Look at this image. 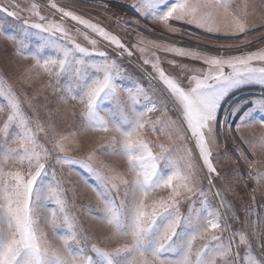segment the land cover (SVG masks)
Here are the masks:
<instances>
[{"label": "snow or ice", "instance_id": "snow-or-ice-1", "mask_svg": "<svg viewBox=\"0 0 264 264\" xmlns=\"http://www.w3.org/2000/svg\"><path fill=\"white\" fill-rule=\"evenodd\" d=\"M49 3L55 9L52 15L58 14L59 20L41 14L43 9L36 3L21 7L10 0L0 5L7 17L20 21L14 32L0 26V39L33 61L28 73L48 76L46 87L59 103L79 105V123L74 132L64 136L56 131L47 97L43 105H36L27 96L21 100L6 94L9 107L2 110L4 118L0 119V264H264V244L259 251L251 248L246 229L240 230L233 250L237 233L227 238L223 235L231 232L232 226L209 202L213 180L219 175L213 150L221 136L246 143L253 155L258 146L264 150V134L256 136L257 128L264 133V48L243 52L240 48L248 43L243 41L201 51L151 41L154 48L199 61L200 66L173 59L168 61L173 66L169 71L153 53L154 59L143 63L151 65L147 83L155 87H142L143 80L126 86L128 73L122 58L133 52L122 38L53 0ZM133 7L167 33L195 27L236 36L254 27L249 24L247 3L243 10H234L227 0H134ZM67 18L103 38L111 52L99 50L97 41L88 40L86 33L82 35L91 47L77 43L72 31L76 25L66 26ZM144 50L139 49L141 53ZM247 85L259 86L261 94L234 104L230 109L234 120L221 119L226 97ZM26 86L31 87V82ZM25 104L32 110L30 115L25 114ZM159 106L166 112L175 111L172 126L162 118L152 119ZM165 130L170 140L178 138L181 144L165 146L146 138ZM89 131L102 136V142L89 151L126 156V170L115 172L99 157V167H95L89 162L91 156L72 155L85 148L83 137ZM41 134L52 143L51 148L41 143ZM193 141L194 147H187ZM177 149H183V168L171 159ZM240 158L247 161L243 151ZM254 163L249 162V167ZM57 165L61 169L67 166L69 173L79 166L95 178L97 183L90 187L101 201L97 216L108 226L107 236L86 234L74 216L65 214L61 220L55 212L50 217L42 215L45 201L52 198L60 212H65L66 203L59 199L64 188ZM248 178H254L252 172ZM255 178L264 185V173L257 172ZM204 180L208 181L207 191L202 186ZM222 191L214 194L221 197V206ZM164 192L166 196L154 198ZM185 205L186 212L182 211ZM42 221L59 237V246L50 242ZM250 226L253 233L258 227L264 239V216ZM60 228L66 231L57 232ZM110 239H123L124 243L109 247ZM242 245L243 257L239 251Z\"/></svg>", "mask_w": 264, "mask_h": 264}, {"label": "rangeland", "instance_id": "rangeland-1", "mask_svg": "<svg viewBox=\"0 0 264 264\" xmlns=\"http://www.w3.org/2000/svg\"><path fill=\"white\" fill-rule=\"evenodd\" d=\"M39 1L16 0L21 7L36 3L43 9L41 14L47 13L53 19L59 20V15H52V13H55L52 10L55 9H50L49 0ZM53 2L57 3L59 7H66L67 10L74 11L77 15H81L93 23H98L112 34L120 36L122 42L126 43L133 52V55L129 59H133L148 72H152L151 65H144L143 61L144 59H154L153 53H155V56L160 57L161 66L169 71L173 70V66L168 63V61L173 60L172 58H176L177 61L182 60L185 63L196 64L197 66H200L201 63L199 61H192L188 57H176L174 54L160 51L149 43L151 41L168 44L174 43L178 47L201 51L218 48L220 45H239L243 41H247L248 43L247 46L241 47L240 51H257L264 48V6L261 5V0H227V3L234 10H243L246 3L249 5L247 8L249 12V24L254 25V27H250L246 33H240L236 36L225 35L224 33H207L195 27H189L181 33H167L161 25L153 23L151 19H145L138 15L133 7L134 0H53ZM8 3H10V0H0V5ZM42 3L48 5L50 8ZM24 15H27V13ZM19 22L15 18L7 17L5 12L0 11V26L2 28L11 29L14 32ZM72 25L66 21V26L71 27ZM176 26L180 27L181 25L179 22H176ZM77 29L80 34H77ZM87 30L91 32L90 29ZM72 31L73 35L76 36V42L82 46L90 48L91 45L88 40L95 39L97 41L96 47L99 50L111 52V48L107 45L108 42L104 41L96 33L91 32L102 41L95 36L87 34L78 27L73 28ZM85 33L88 36V40L82 35ZM32 39L35 40L34 37ZM134 45L136 47L133 48L132 46ZM140 48L145 49L143 53L139 51ZM45 54H48V50H45ZM124 55L128 57L127 53ZM129 59L122 58L123 65L126 67L128 73L124 80L125 85L131 86L133 82L140 83L143 80L145 83L141 85L142 87H155V85L147 83L148 76ZM32 63L31 59L23 58L11 43L0 39V119L4 118L2 110L9 107L8 101L10 97L6 94H14L21 100L27 96L32 98L33 103L36 105H43L45 97H47V103L54 114L56 131L67 136L70 132L75 131V126L79 123V105L74 104V102L68 105L59 103L52 93V89L46 87L49 83L46 74L41 72L39 76H36L34 73L30 74L26 71ZM26 82H31V87L26 86ZM159 86L163 87L162 84H159ZM261 91V88L257 85H247L234 90L224 100L221 108V119H226V121L234 120L235 117L230 114L231 107L240 100L247 99L250 96H259ZM159 107L160 110L152 114V119L162 118L168 126H172V121H175L177 118L175 111L166 112L163 106ZM168 107L171 108V104ZM24 111L26 115L32 113L27 104L24 105ZM41 116L44 118L43 112ZM0 128H2V124H0ZM262 134L264 133L257 128L256 136L259 137ZM187 135L190 136L191 133L188 132ZM244 135L246 137L249 136V130L246 129ZM146 138L156 144H163L165 146L181 144L178 138L173 137L170 140L167 130L159 134H150ZM83 139L86 145L85 148L82 151L72 153V155L80 157L91 156L92 159L89 162L95 167H99V164L96 163V159L99 157L103 165L113 169L115 172L126 170V156L113 155L107 152L94 154L89 151L94 145L102 142L101 134L89 131L84 135ZM41 143L48 148L52 147V143L47 142L43 134H41ZM187 147L193 148L194 141L187 144ZM240 151L245 153L247 161L240 158ZM217 153H220V155L217 156ZM183 155V149H177L171 157V159L177 161L178 168H183L184 161L180 159ZM213 157L219 175L215 176L213 180L214 186L211 188L209 202L212 205V210L218 211L227 220V223L232 226V231H225L223 235L227 238L233 232L237 233L233 243V250H236L235 244L239 243V232L246 229L244 235L248 239L251 248L259 251L261 244H264V239L260 238L259 228L256 227L255 233H253V228L250 225L252 222L257 221L258 217L264 216V185L258 184L255 178L257 172L264 173V150H261L258 146L256 154L253 155L246 143L240 140L233 141L231 136L225 140L221 136L218 141V147L213 150ZM249 162H255L251 168L249 167ZM74 167L75 171L69 173L67 166L64 169H61L59 165L56 166V171L63 181L64 191L60 193L59 199L64 200L66 203L65 212H60V205L56 203L55 198H52L45 201L42 215L50 217L51 213L55 212L61 220H63L65 214L70 218L74 216L79 222L80 227L86 230V234H92L95 237L101 238L105 237L109 234V228L97 216L98 205L101 201L92 190V187H90L91 185H95L97 181L85 169L79 166ZM204 171L206 172L207 170L205 169ZM249 172L253 173V179L248 178ZM202 186L207 191L208 181H202ZM226 188L229 190L223 192L222 190ZM217 191H222L224 198L223 206H221V197L214 195ZM166 195L167 193L164 192L154 198L160 199L161 196ZM151 202V199L148 200L149 204ZM186 207L185 205L182 211L186 212ZM41 228L48 234V238L54 246L61 244L59 237L53 235L52 229L43 221L41 222ZM65 231V228L57 229V232ZM122 243H124L123 239H110L108 246L116 247ZM239 251L241 257H243L245 255V246L242 245ZM252 254L255 255L256 253L253 252Z\"/></svg>", "mask_w": 264, "mask_h": 264}, {"label": "bare ground", "instance_id": "bare-ground-1", "mask_svg": "<svg viewBox=\"0 0 264 264\" xmlns=\"http://www.w3.org/2000/svg\"><path fill=\"white\" fill-rule=\"evenodd\" d=\"M39 0H37V2H38ZM40 2V1H39ZM43 4V3H42ZM43 5H45V6H48V5H46V4H43ZM49 7V6H48ZM50 8V7H49ZM51 9V8H50ZM53 12H55V10H52ZM58 15V14H57ZM67 21L68 22H70L71 24H73V25H76V27H78L79 29H81V30H83V31H85L87 34H90V35H92V36H95L97 39H99L96 35H94L93 33H91L90 31H88L86 28H84L83 26H81V25H78L76 22H74V21H70V19H68L67 18ZM100 40V39H99ZM100 41H102V40H100ZM107 44V43H106ZM108 45V44H107ZM124 57L125 58H127V59H129V57H127V56H125L124 55ZM172 59H175L176 60V58H172ZM131 62H133L136 66H137V68H139L144 74H148L149 72L148 71H146L144 68H142V66H140L139 64H137L133 59H129ZM178 61H180V60H178ZM180 62H183V63H185L184 61H180ZM148 76V75H147ZM160 87V86H159Z\"/></svg>", "mask_w": 264, "mask_h": 264}, {"label": "crops", "instance_id": "crops-1", "mask_svg": "<svg viewBox=\"0 0 264 264\" xmlns=\"http://www.w3.org/2000/svg\"><path fill=\"white\" fill-rule=\"evenodd\" d=\"M248 20H249V18H248ZM252 21V20H251Z\"/></svg>", "mask_w": 264, "mask_h": 264}]
</instances>
